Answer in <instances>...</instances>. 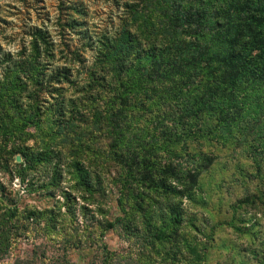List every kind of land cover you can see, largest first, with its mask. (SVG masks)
<instances>
[{
  "label": "rangeland",
  "instance_id": "374dc122",
  "mask_svg": "<svg viewBox=\"0 0 264 264\" xmlns=\"http://www.w3.org/2000/svg\"><path fill=\"white\" fill-rule=\"evenodd\" d=\"M196 7L264 0H0V264H264V70L208 88Z\"/></svg>",
  "mask_w": 264,
  "mask_h": 264
},
{
  "label": "trees",
  "instance_id": "16d2710c",
  "mask_svg": "<svg viewBox=\"0 0 264 264\" xmlns=\"http://www.w3.org/2000/svg\"><path fill=\"white\" fill-rule=\"evenodd\" d=\"M236 13H238L235 14L237 21L227 24V9L218 8L213 12L210 21H208L209 24H204V20L205 22L209 20L205 19L206 11L202 7H196L191 13H183L181 17L182 23H177L174 27L173 32L177 36L174 39L175 48L180 50L181 55L179 57L183 58V55H185L186 59V54L192 52V58L188 61L190 66L193 64L195 67L206 65L211 71L208 88L214 92L217 90L227 91V71H229L230 83L234 84L245 76L264 70V10H261L260 15L253 12L242 16L241 10ZM191 18L193 21L190 20ZM195 18L202 23L196 29L194 41H188L186 37L180 38L179 35L186 34L191 28V24L195 23ZM183 22H187L189 25L182 27ZM187 42H190V45ZM139 44L129 31L123 33L121 41L123 47L130 48ZM153 53L143 49L140 57L153 56ZM107 57L106 61L115 68L116 72H118L117 79L121 80L123 78V69H119L118 66L119 62H125V59H123L122 55H118L116 50L114 52L109 51ZM184 66L185 64L182 67L184 68ZM201 77L202 75L197 74L196 80L202 81ZM114 98H116V95L112 93L110 99ZM112 136L116 137V135ZM26 158L28 161H32L27 155ZM197 175L194 176L196 177ZM173 214H175L177 222H182V216L179 212ZM168 226V224L164 225L163 228H168ZM163 231L164 229H162Z\"/></svg>",
  "mask_w": 264,
  "mask_h": 264
},
{
  "label": "water",
  "instance_id": "95a60500",
  "mask_svg": "<svg viewBox=\"0 0 264 264\" xmlns=\"http://www.w3.org/2000/svg\"><path fill=\"white\" fill-rule=\"evenodd\" d=\"M18 160H19V158H18Z\"/></svg>",
  "mask_w": 264,
  "mask_h": 264
}]
</instances>
